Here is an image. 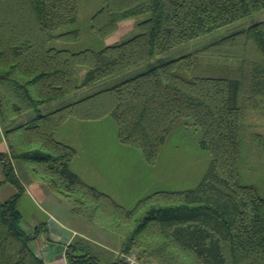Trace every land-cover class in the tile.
I'll return each instance as SVG.
<instances>
[{"label": "trees", "instance_id": "1", "mask_svg": "<svg viewBox=\"0 0 264 264\" xmlns=\"http://www.w3.org/2000/svg\"><path fill=\"white\" fill-rule=\"evenodd\" d=\"M78 0H0V151L4 182L16 191L0 200V264H44L31 243L42 230L21 225L24 186L14 163L67 200L74 215L110 231L119 252L136 249L158 264H264V196L239 181L244 88L264 90V19L178 57L162 54L264 10V0H102L91 29L105 37L120 21L144 15L137 32L101 49L73 51ZM85 72L81 79L78 72ZM108 81H110L108 83ZM101 86L52 109L44 106L88 86ZM111 117L121 142L154 164L176 122L201 132L210 165L194 188L158 190L123 207L71 169L76 149L55 138L70 117ZM2 182H0L1 184ZM77 236L67 264H127L111 250Z\"/></svg>", "mask_w": 264, "mask_h": 264}, {"label": "rangeland", "instance_id": "2", "mask_svg": "<svg viewBox=\"0 0 264 264\" xmlns=\"http://www.w3.org/2000/svg\"><path fill=\"white\" fill-rule=\"evenodd\" d=\"M101 4L102 0H78L75 21L54 32L60 33L76 29L79 32V39L65 43L53 40L52 43L73 51L84 48L98 50L126 40L137 32V23L144 18V15L132 16L120 21L117 30L105 37L94 33L90 26L91 16ZM262 18H264V10L173 47L162 54L160 58H174L192 52L222 35ZM84 72L85 68L81 67L78 72L79 79L82 78ZM97 85L81 88L44 106L43 109L49 107L52 109L73 101L101 87ZM247 112V110L243 111L241 139L252 132L248 124L250 117ZM62 131L67 135L65 137L68 141L76 146L75 149L80 154V159L77 162L80 164L79 166H82L86 173L96 174L98 169L102 170L106 174L105 179L110 183L105 188L107 189L106 193L126 208L132 207L139 198L154 191L183 190L196 187L211 161L208 152L200 146V130L191 125L185 126L183 120L175 123L161 145L154 164H150L144 159L138 147L119 140L117 125L109 116L100 120L86 121L77 126L68 125ZM77 163L74 167L79 169ZM263 168L264 166L261 169ZM245 180L247 179H239L241 183H245ZM20 211L22 215H26L29 212V207L26 204H21ZM86 224L85 228L80 229L88 238L101 246L104 245L105 250H111L109 247L116 249L117 251L111 250L110 252L119 256V240L115 234L88 222ZM92 227L93 229H91Z\"/></svg>", "mask_w": 264, "mask_h": 264}, {"label": "crops", "instance_id": "3", "mask_svg": "<svg viewBox=\"0 0 264 264\" xmlns=\"http://www.w3.org/2000/svg\"><path fill=\"white\" fill-rule=\"evenodd\" d=\"M244 26H247V24ZM240 103L244 108L243 110L248 111L247 113L250 117L248 124L252 132L240 140L237 159L239 179L246 178L245 184H253L264 196V168L261 169L264 166V90L254 91L244 88L240 94ZM86 121L92 120H81L75 117L68 118L56 130L55 138L76 148L68 141L67 137H65L67 135L62 130L68 125L77 126ZM0 151L5 153L9 151L1 127ZM79 157L80 154L76 151V155L71 161V169L85 182L103 192H107L105 188L110 183L108 182L109 180L105 179L106 174L100 169L96 171V174L92 172L86 173L83 170L84 168L82 169V166L77 163L80 159ZM76 163L79 169L74 167ZM14 169L24 186V193L18 201V209L20 211L21 204H26L29 207V212L26 215H22L20 211L22 216L21 225L29 233L33 232L36 226H42V230L31 243L33 251L42 259L44 264H67L66 249L68 244L77 236L88 238L83 230L80 229L87 226L86 222H84L85 220L72 213L71 205L67 200L55 194L42 182L32 179L23 163H14ZM3 179L4 174L0 164V182H2L0 184V200L2 201L11 197L16 191L12 183L4 182ZM109 248L117 251L114 248Z\"/></svg>", "mask_w": 264, "mask_h": 264}, {"label": "built area", "instance_id": "4", "mask_svg": "<svg viewBox=\"0 0 264 264\" xmlns=\"http://www.w3.org/2000/svg\"><path fill=\"white\" fill-rule=\"evenodd\" d=\"M118 254L127 264H158L145 256H141L136 249L126 253L118 252Z\"/></svg>", "mask_w": 264, "mask_h": 264}]
</instances>
